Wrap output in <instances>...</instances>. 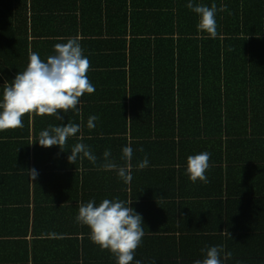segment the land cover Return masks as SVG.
I'll use <instances>...</instances> for the list:
<instances>
[{"label":"crops","instance_id":"obj_1","mask_svg":"<svg viewBox=\"0 0 264 264\" xmlns=\"http://www.w3.org/2000/svg\"><path fill=\"white\" fill-rule=\"evenodd\" d=\"M88 1L83 23L80 7L76 5L75 17L64 21V17H58V12L51 26L44 22L48 17L37 23L26 17V23L19 25L17 21H25L24 17H17L16 20L13 16L14 22L8 23L5 30L15 31L14 34L21 32L19 34L25 41H15L8 36L2 39L5 43H0V96L4 83H10L18 72L25 70L32 53H37L41 60L46 61L54 54L55 44L65 43L73 37L79 38L83 54L91 65L88 78L93 86L96 84L92 94L86 93L80 98L77 109L61 113L62 120L48 115H25L22 128L0 131V172L3 173L0 175V264H116V258L94 244L89 229L75 219L79 205L90 200H94L97 206L104 199L132 201L130 206L142 216L145 235L135 250L132 264L136 261L140 264H193L195 260L204 258L202 249L213 243L206 236L207 230L210 231L209 220L202 218L211 211L208 208L221 211L220 223L216 219L214 221L216 234L219 233V225L222 230L225 224L228 225L223 216L226 207H231V213L244 204L261 209L258 213L248 214L245 223L249 225L242 224V232L239 233L249 236L252 233L249 229L258 223L259 216L264 212V175H206L208 183L199 180L193 183L188 175H177V167L172 165L170 158L171 145L151 138L140 139L141 142L133 149L135 159L142 161L147 157L146 171L149 175H132L129 184L123 180L112 183V175H95L94 169L89 166L82 164L76 169L68 162L67 157L76 143L85 144L93 154L114 147L107 138L113 129L111 124L115 129L125 131L117 132L121 134L114 137L120 138L114 142L115 146L123 144L122 149L129 146L130 127L141 133L148 128L152 130L153 119L146 118L148 113L142 111L141 106V112L134 113L130 108V97L140 103H144L149 95L158 97L155 82L159 77L155 76L149 77L151 82L145 83L150 94L143 91L145 87L138 88L133 94L130 92L129 14H125L126 32L118 33V25L122 27V22L114 23V17L122 16L120 4L123 2ZM119 39L122 41L119 42ZM124 39L125 47L122 46ZM115 69H125V77L117 73L113 75L117 71ZM118 82L124 83V86L114 90L113 85H118ZM172 83L171 90L176 101V79ZM161 98L165 100L167 97ZM181 98H190V93L184 90ZM151 110L167 118L169 115L171 120L170 114L167 115L170 109L158 105ZM95 114L100 115V119L95 121L96 127L89 130L87 120ZM136 116H142L141 121ZM69 122L80 124L81 131L68 139L63 152L59 146L45 148L33 142L49 125L63 126ZM96 138L99 141H95ZM167 140L172 141V137ZM140 148L143 151H138ZM175 156L174 151V159ZM83 160L86 161V158H78L76 163L81 164ZM67 162L70 166L66 165ZM137 165L134 171L144 170L138 169ZM167 166L173 174L153 173L154 169H165ZM30 169L38 172L34 182L29 179ZM67 169L79 171V174H67ZM198 201H204L200 213L195 207ZM52 233L57 234V238H53ZM242 238L246 239L232 246L236 253L231 256V262L226 260L224 264H264L261 263L263 242L258 243L256 236L252 237L253 240L251 236ZM257 245L260 249L255 247Z\"/></svg>","mask_w":264,"mask_h":264},{"label":"trees","instance_id":"obj_2","mask_svg":"<svg viewBox=\"0 0 264 264\" xmlns=\"http://www.w3.org/2000/svg\"><path fill=\"white\" fill-rule=\"evenodd\" d=\"M87 1L0 0V43L8 36L15 38V41H25L23 35L19 34L21 32L14 34L15 31L5 30L8 23L14 22L13 16L16 20L17 17H24L25 21H17L19 25L26 23V17H31L35 23L48 17L44 22L51 26L53 17H56L58 12V17H64V21L75 17L73 13L76 5L80 7L82 22L89 7ZM116 1L123 2L120 4L122 16L117 19L114 17V23L122 22V27L118 25V33L126 32L125 14H129L131 34L128 44V83L131 94L143 87V91L150 94L149 86L145 83L151 82V76L159 77L155 82V93L158 97L149 95L144 103L130 97V108H133L134 113L141 112V106L142 111L148 113L146 118L151 117L154 121V128H148L146 132L143 130L145 133L130 127L129 146L132 150L141 142L140 139L151 138L166 145L170 144V158L172 165L177 167V175H187V157L201 152L210 153V167L205 175H264V0H192L193 4L208 7L216 4V38H210L198 30V16L186 6L189 0ZM222 5L227 6L226 11H219ZM116 37L114 34V38ZM120 41L122 40L119 39ZM125 42L124 39L123 47ZM116 73L125 77V69H118L113 75ZM174 78L177 81L176 101L171 90ZM117 84L114 83V90L124 86V83ZM184 90L190 93V98H181ZM162 96L167 98L159 99ZM158 105L170 109L171 112L167 115L170 114L171 120L169 115L167 118L162 113L151 110ZM95 116L100 119V115ZM136 118L141 121L142 116ZM111 125L113 129L107 138L112 141L114 147H107L106 150L110 151L111 160L119 166H124L126 162L119 157L123 144L115 146L114 141L120 138L114 137L125 131L121 128L115 129L113 124ZM170 136L172 141L167 140ZM96 140L99 141L97 138ZM104 151L94 153L97 157L95 164L86 159L81 164L76 163V169L84 164L94 169L95 175H112V183L120 182L116 171L101 167ZM139 162L141 161L135 159L132 154L131 175H149L146 168L145 171L133 170ZM66 165L70 166L68 162ZM168 166L165 169H154L153 173L173 174ZM66 173L78 175L79 171L67 169ZM0 175L3 173L0 172ZM250 200L251 198L248 201ZM203 203L204 201H198L195 204V207L199 208L198 213ZM208 210L211 211L202 218L205 221L208 218L210 223V231L207 230L206 236L213 242L210 243L211 246L223 245L225 251L234 255L236 252L232 246L246 239L242 237L251 236L250 239L253 240L252 237L256 236L258 243L263 242L261 254L264 255V212L259 216L258 223L249 229L252 230L249 236L239 233L242 232V224L248 214L258 213L261 209L244 204L231 213V207H226L223 216L228 225L225 224L223 230L228 231L231 236L222 234L221 225L218 226L219 233L216 234L214 221L216 219L220 223L221 211L213 208ZM254 231L257 232L256 235ZM255 247L260 249L258 245ZM247 258L246 256L245 260ZM221 259L223 260V255ZM227 262H231V258L227 259ZM261 263H264V257Z\"/></svg>","mask_w":264,"mask_h":264},{"label":"clouds","instance_id":"obj_3","mask_svg":"<svg viewBox=\"0 0 264 264\" xmlns=\"http://www.w3.org/2000/svg\"><path fill=\"white\" fill-rule=\"evenodd\" d=\"M198 16L197 28L206 33L210 38H216L218 11L215 3L211 7L202 4H193L192 0L186 5ZM227 10L222 5L219 11ZM90 61L83 54V49L78 37L69 38L65 43L54 45V54L48 56L46 61L41 60L37 53L29 57L27 67L23 72H18L14 79L2 86L0 96V131L22 128L23 117L35 115L55 116L62 120L61 113L77 109L80 98L84 94H92L95 91L87 73L90 70ZM97 116H89L87 128L96 127ZM81 131L80 124L71 122L63 126H52L39 133L37 142L40 146L48 148L59 146L63 152L68 139ZM31 142V143H33ZM30 143V144H31ZM138 151H143L142 148ZM67 160L75 165L77 159H87L95 164L97 157L90 148L83 143H76L70 150ZM133 150L131 146L122 149V159L126 162L124 166L117 165L110 159L111 153L105 150L103 153L104 163L101 165L105 170L116 171L118 177L125 184L132 179L131 159ZM210 153L201 152L190 155L186 159V174L191 182L201 181L208 183L206 171L209 169ZM148 159L145 157L138 163V169L148 166ZM29 179L34 182L38 176L35 169L28 170ZM132 201L104 199L98 206L94 200L81 203L78 208L76 221L89 229L91 241L99 246L101 250L109 251L115 258L116 264H132L135 250L139 247L144 232L142 216L136 213L130 206ZM222 234L231 236L224 230ZM53 238L57 234L52 233ZM204 258L198 259L193 264H224V261L231 258L232 253L225 251L223 245L211 246L202 249ZM223 254V260L221 256ZM135 264H140L136 261Z\"/></svg>","mask_w":264,"mask_h":264}]
</instances>
